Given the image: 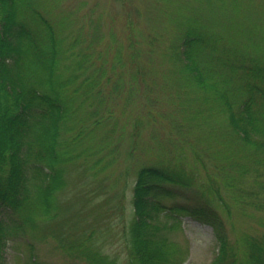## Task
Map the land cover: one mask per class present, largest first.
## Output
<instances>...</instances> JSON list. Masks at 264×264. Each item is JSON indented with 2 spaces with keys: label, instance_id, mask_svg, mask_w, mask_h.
I'll return each mask as SVG.
<instances>
[{
  "label": "trees",
  "instance_id": "16d2710c",
  "mask_svg": "<svg viewBox=\"0 0 264 264\" xmlns=\"http://www.w3.org/2000/svg\"><path fill=\"white\" fill-rule=\"evenodd\" d=\"M113 1L123 12L126 57L123 45L112 40L114 32L101 28L102 17H114L101 1L89 6V35L75 25L79 16L61 7L63 0H0V264H8L3 256L8 239L23 240L32 250L34 242L47 238L89 264H181L188 251H181L169 234L171 226L180 227L183 215L212 227L218 259L257 264L264 242L238 224L239 213L230 207L238 201V206L250 207L264 202V0ZM107 34L110 43L93 46ZM109 47L113 54L106 83L118 84L111 87L114 91L129 83L135 87L139 79L148 101L154 99L151 88L156 84L172 95L173 107L181 102L182 120L184 112L222 114L220 133L239 152L231 158L233 154L213 150L221 159L215 168L218 179L230 191L225 199L162 202V195L174 194V186H189L194 177L181 156L157 161L154 155V161L142 158L132 166L129 214L124 211L125 187L106 195L98 207L92 204L100 186L88 189L81 179L88 176L99 184L107 177L100 172L112 163V150L106 148L113 129L97 109L86 106L101 81L93 71L83 72L93 64V54L98 66L106 68ZM157 64L167 72L157 73ZM122 66L129 68L128 74ZM152 110L147 109L148 117ZM209 116L200 119L213 129L215 120ZM182 126L173 125V133L188 134ZM180 137L174 141L178 148ZM228 140L223 142L230 144ZM198 158L203 160L199 152ZM206 189L214 194L211 186ZM163 210L174 219L172 225L159 221ZM114 211L122 212L121 246L110 253L101 239L113 235L109 218ZM226 218L230 227L239 228L233 242ZM28 261L37 264L36 255L30 253Z\"/></svg>",
  "mask_w": 264,
  "mask_h": 264
},
{
  "label": "rangeland",
  "instance_id": "374dc122",
  "mask_svg": "<svg viewBox=\"0 0 264 264\" xmlns=\"http://www.w3.org/2000/svg\"><path fill=\"white\" fill-rule=\"evenodd\" d=\"M81 1L82 0H63L62 3L64 4L61 5V7L64 6V9L68 8L69 10H73V14H77L79 16L75 25L77 27L80 26L83 33L86 32V34H88L91 32L89 26L91 18L88 17L87 13L90 4H92L95 0H86L87 2L85 4H82ZM96 1H101L105 5L107 4L106 6L102 5V7L105 8V10H108L107 12L114 14L113 19H110V17L101 18L102 30L105 32H108L109 30L113 31L114 39L110 38L107 34L102 44L95 42L93 46L98 44L97 49H99L100 46L104 48L107 43H110V39H112L113 41L117 43L119 42L123 45L122 51L123 55L126 57V39L123 33L124 18H122L123 12L120 9V5L113 0ZM106 19L108 20L106 21ZM109 20L111 22H108ZM80 45H82V43H80ZM103 53L105 52L101 51V54ZM112 54V47L106 49L105 55L107 57L106 61H108V64L106 62L107 66L106 68L104 67V69L98 66L99 60L96 58L95 54L92 55L93 64L87 66L88 70L86 69L84 71V69H81L84 71V75L93 71V73L100 77V85L95 86L92 90L95 97L90 98L86 102V106L89 107V109H97V116L106 117L104 122L107 123L109 130L113 129L110 131V143L106 148L107 150H112L110 153V155L113 156L112 163L110 164L108 171V167H106L100 172V174L108 173V175H106L107 177L100 181L99 184H92L94 178L92 180L91 177L88 176L81 179L85 185L88 184V189L90 188L93 190L97 186H100L98 188L100 192L105 190L103 195H99L100 192H94L95 195L93 194L94 198L92 200V204H94L95 207H98L97 203L106 195L111 194L113 191H119L125 187L124 190L126 191L125 195L127 201L125 203L124 211L126 214H129L131 209V205L128 203L131 189L129 183L133 177L132 172H130L132 170V166L140 164L142 158H149L154 161V158L156 157L157 161H159L158 157L166 158L169 156H181L180 158L182 159V162L189 166V169L194 177V181L189 186L183 188L178 186H174V188L171 186L173 187L171 190L174 189V194L170 196L162 195V202L169 203L173 198H188V200L198 198L202 202L205 200L204 197L210 198L214 201L216 198L217 201H219L218 197L225 199L230 191L227 190L218 179L221 175L219 172L217 173V169L215 168L219 164L218 160L221 161V159H218V157L213 153V150L216 149L220 154L226 156L233 154L231 158H238L235 156H238L239 152H235V149L231 146L232 141L228 140L226 137L227 135L220 133L221 125L218 123V120L222 119V114L219 112L212 113L209 111H202L201 113L193 111L190 113L184 112L182 114H185L187 118L186 120H182L184 117L179 113V104L181 102H177L178 107H173L171 104L173 102L172 95L168 94L169 91L165 92L160 88H157L156 84L152 85L151 88V91L154 92V99L148 101L142 92L143 89L139 79L137 80L135 87L132 86V83H129L122 86L120 85L119 91H114L111 87H118V84L113 85L112 82L106 83L108 80L109 70L111 68ZM8 63H10V61ZM156 69L157 73L162 71L163 73L167 72V67H162L158 64L156 65ZM101 70L104 72L102 77L100 76ZM120 70L127 71V74L129 72V68L127 66L120 67ZM120 70L117 71L119 72ZM9 73L13 79L14 72L10 69ZM84 75L80 76V79ZM159 81L161 80L159 79ZM3 95L4 94H2V96ZM188 104L191 105L189 102ZM183 106L186 108L187 103H183ZM150 107L153 108V110L149 112L148 117L147 109ZM209 113L214 116H209ZM174 114L175 117L173 116ZM201 115H207L214 119L215 127L213 129L209 128L205 122H202L200 119ZM208 119L210 118H207V121L209 122ZM138 121L140 122L137 123ZM178 123H182L185 133L188 134H183L182 137H180V135L173 133L176 132L173 130V125ZM107 125L105 124L104 126L105 131L107 129ZM185 125L188 127H185ZM178 136L181 139L180 144L182 145L179 146V148L176 147V143L174 142L175 140H178ZM226 140H228V143L230 144L223 142ZM147 151L154 153L147 154ZM178 151H180V155ZM198 152L201 153L203 160L198 158ZM102 154L103 153H100L98 156ZM80 161H82L81 158ZM104 162V160L100 161L96 167L104 165ZM127 169L128 172H124V175H121L122 172ZM261 169L264 171V168ZM127 173H129L128 183L126 181ZM118 176H121L122 179ZM260 179L264 180V176H261ZM122 180H125V186L123 185ZM206 186H211L214 194L209 193ZM239 203L240 202L238 201V203H235L234 206L230 207H234V214L239 213L235 215L238 219V224L248 231V234L257 236L264 242V202L261 206L256 207H250L249 205L238 206ZM166 211L167 210H163L159 212V221L161 223L165 222L167 226H170L174 223V219L168 214H165ZM120 213L122 212L114 211L110 214L111 217L109 220L111 219L110 222L112 227H114V229H111V232L113 233L112 237L110 235L108 238L101 239V236L98 235L99 240L101 239L102 241V248L110 253L118 251L121 246L119 231L123 222L122 218L118 216ZM219 213L226 216L228 212L220 209ZM106 217L107 216H104V219H107ZM227 219L228 218H226L227 235L233 242V239L236 237L234 234L237 235V230H239V228L237 227V224L235 225V229L230 227L228 225L229 219ZM179 220L180 227L176 228V226H171L172 230L169 235L172 236V239L181 251H188L187 258L181 264H232L229 262L231 259L230 257L218 259L217 255L220 250L219 242L215 238L212 227L209 224L200 222L188 215L179 216ZM27 245L28 244H26L23 240L12 242L11 239H8L3 246V256L6 262L8 264H30L28 257L30 253H32L36 255L37 264H89L84 259L68 256L60 249L59 246H57V243L54 240L49 238H47V240H38L37 242H34L32 250ZM17 255H20V257H17ZM235 264L240 263L236 262ZM257 264H264V255Z\"/></svg>",
  "mask_w": 264,
  "mask_h": 264
}]
</instances>
